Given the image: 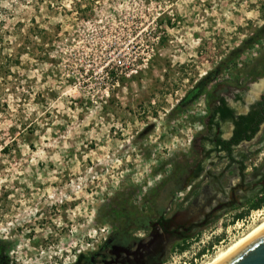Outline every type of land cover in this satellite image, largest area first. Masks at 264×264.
Listing matches in <instances>:
<instances>
[{"label":"rangeland","instance_id":"rangeland-1","mask_svg":"<svg viewBox=\"0 0 264 264\" xmlns=\"http://www.w3.org/2000/svg\"><path fill=\"white\" fill-rule=\"evenodd\" d=\"M262 68L264 0H0V245L11 264H75L163 212L180 214L177 230L202 222L214 182L180 183L206 92L249 101ZM256 138L241 149L249 171L264 169V126ZM244 210L165 237L150 264H206L264 220V204Z\"/></svg>","mask_w":264,"mask_h":264},{"label":"flooded vegetation","instance_id":"flooded-vegetation-1","mask_svg":"<svg viewBox=\"0 0 264 264\" xmlns=\"http://www.w3.org/2000/svg\"><path fill=\"white\" fill-rule=\"evenodd\" d=\"M260 73L264 74V68L259 70ZM259 74L253 72L250 81ZM198 86V90L201 91V85ZM254 92H250L249 101L243 99L244 94H240L239 89L229 95L231 101L223 95L213 99L214 96L206 92L209 100L206 102L203 132L194 143L196 159L189 164L187 173L180 183L183 186L186 182L191 180L192 183L200 182L203 178L207 182H214V191L211 193L214 198L211 200L212 196L209 193L210 197L205 204V218L202 222H190L188 226H182L181 230L179 228L177 230L172 226L173 218L179 217L180 214L169 218L167 213L163 212L151 222L149 217L145 234L139 235L133 233V229L119 228L114 237L106 238L87 258L78 257L75 264H150L151 260L160 259L159 244L166 240L165 237L167 239L171 235L182 237L193 227L205 224L212 215L228 214L235 209H241L243 212L240 213L243 214L244 208L249 209L251 203L260 199L264 192V169L260 168L262 163L258 166L254 162L256 168L253 170L250 168L249 171L246 165L247 161L251 160L250 154L241 150L242 147L257 142L256 137L264 126V88ZM241 100L245 110H239L235 106ZM223 106L230 109L231 113L228 117H223L218 109ZM214 167L216 168L213 169ZM230 174L236 176L237 180H231L225 186L222 179ZM252 174L255 175L253 179L250 178ZM199 182L194 184V188L190 185L187 193L192 195ZM210 203H212L211 207L208 208L207 205ZM163 244L165 245L164 242ZM0 264H11L9 256L1 245Z\"/></svg>","mask_w":264,"mask_h":264},{"label":"water","instance_id":"water-1","mask_svg":"<svg viewBox=\"0 0 264 264\" xmlns=\"http://www.w3.org/2000/svg\"><path fill=\"white\" fill-rule=\"evenodd\" d=\"M214 264H264V226Z\"/></svg>","mask_w":264,"mask_h":264},{"label":"trees","instance_id":"trees-1","mask_svg":"<svg viewBox=\"0 0 264 264\" xmlns=\"http://www.w3.org/2000/svg\"><path fill=\"white\" fill-rule=\"evenodd\" d=\"M198 87L199 86H197L196 88L191 90V92H189V94L186 96V98H189L193 95L197 96V94L198 95L201 94L202 92L198 90L199 89ZM186 98H185V100H186ZM184 101L182 103H184ZM218 109L220 110L223 117H228L231 113L230 109L227 106H223L222 108L218 107ZM255 129H253V130H255ZM263 204H264V192H263V196L260 199H258L256 202L251 203L250 208L251 209H258ZM242 216H243V214L239 213V214H236L234 216V218L239 219V218H242ZM185 247H186V245H180L178 249H179V251H183L185 249Z\"/></svg>","mask_w":264,"mask_h":264},{"label":"bare ground","instance_id":"bare-ground-1","mask_svg":"<svg viewBox=\"0 0 264 264\" xmlns=\"http://www.w3.org/2000/svg\"><path fill=\"white\" fill-rule=\"evenodd\" d=\"M262 84H264V81L261 84H257L256 88L254 91H258L260 90ZM255 93V92H254ZM251 95V94H250ZM253 96V95H252ZM183 220V219H182ZM262 226H264V220L262 222H260L258 225H256L254 228H252L248 233H246L244 236H242L241 238L237 239L234 243L230 244L224 251L218 253L212 260H210L209 262H207L206 264H214L215 262H217L220 258H222L224 255H226L227 253H229L234 247H236L240 242H242L243 240H245L247 237H249L251 234H253L256 230H258L259 228H261Z\"/></svg>","mask_w":264,"mask_h":264}]
</instances>
